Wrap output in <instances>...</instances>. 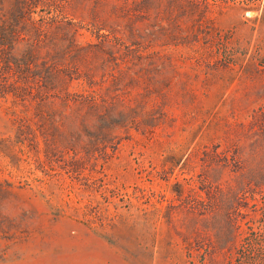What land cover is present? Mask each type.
<instances>
[{
	"label": "rangeland",
	"instance_id": "374dc122",
	"mask_svg": "<svg viewBox=\"0 0 264 264\" xmlns=\"http://www.w3.org/2000/svg\"><path fill=\"white\" fill-rule=\"evenodd\" d=\"M184 1L166 46L89 72L67 60L92 51L58 56L74 80L56 91L0 59V264H264V0ZM134 58L139 82L117 86ZM115 95L113 132L69 114Z\"/></svg>",
	"mask_w": 264,
	"mask_h": 264
},
{
	"label": "trees",
	"instance_id": "16d2710c",
	"mask_svg": "<svg viewBox=\"0 0 264 264\" xmlns=\"http://www.w3.org/2000/svg\"><path fill=\"white\" fill-rule=\"evenodd\" d=\"M190 6L191 3L184 0H0V59L11 71L22 70L26 77L35 80L38 87L49 85L50 90L56 91L60 83L70 86L74 80L72 77L65 80L59 74L48 71V65H57L58 56L92 51L90 58L87 55L78 56L67 61L89 72L95 69L103 54L107 58L102 59L101 67L105 70L115 68L119 66L116 55L122 47L149 50L172 43L171 38L179 36L172 33L180 34L183 30L182 23L175 21L186 17ZM40 12L47 13L48 17L45 18ZM192 13L195 14L196 10L192 9ZM82 29H86L97 42L80 44L78 38L84 35L81 34ZM142 60H130L127 70H132L133 75L123 70L118 76L113 74L116 85L138 83L137 77L142 72L138 68L143 66ZM157 62L154 59L150 64ZM153 95H142L139 112H144ZM43 109L41 107V112ZM46 109L50 116H67L69 106L66 102H52ZM126 109L125 102L115 95L103 105L83 102L69 114L78 121L79 126L93 128L104 121V127L113 132L110 122L125 114ZM133 109L137 110V107ZM73 123L76 124L75 121ZM49 125L50 128L59 129L54 123ZM245 148L242 145L235 148L234 154L238 159L243 156Z\"/></svg>",
	"mask_w": 264,
	"mask_h": 264
}]
</instances>
